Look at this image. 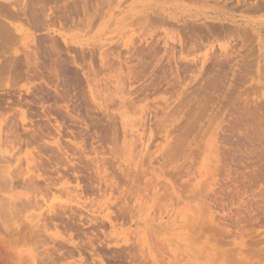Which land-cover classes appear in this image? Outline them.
Instances as JSON below:
<instances>
[{"label":"rangeland","instance_id":"374dc122","mask_svg":"<svg viewBox=\"0 0 264 264\" xmlns=\"http://www.w3.org/2000/svg\"><path fill=\"white\" fill-rule=\"evenodd\" d=\"M258 1L0 0L5 264H264Z\"/></svg>","mask_w":264,"mask_h":264},{"label":"bare ground","instance_id":"6f19581e","mask_svg":"<svg viewBox=\"0 0 264 264\" xmlns=\"http://www.w3.org/2000/svg\"><path fill=\"white\" fill-rule=\"evenodd\" d=\"M123 1H124V0H123ZM258 2H259V4H256L255 7L258 6V9H262V10H264V0H259ZM0 3H1V2H0ZM2 3H3V2H2ZM109 5H110V4H109ZM240 6H241V5H240ZM246 6H247V5H246ZM251 6H252V5H251ZM251 6H249V7H251ZM0 7H1V6H0ZM240 8H241V7H240ZM86 9H87V8H86ZM90 9H91V8H90ZM236 9H237V8H236ZM255 9H257V8H255ZM258 9H257V10H258ZM83 10H84V9H83ZM91 10H92V9H91ZM99 10H100V9H99ZM257 10H256V11H257ZM87 11H88V10H87ZM1 12L4 13V14H6V15H9L10 17H11V16H12V17L14 16V15H11L12 12L8 11V8L6 9L4 6L2 7ZM2 13H1V14H2ZM91 13H93V12H91ZM103 13H104V12H103ZM83 14H85V13H83ZM86 14H87V13H86ZM86 14H85V16L88 15V14H87V15H86ZM80 15H81V14H80ZM23 16H24V15H23ZM95 16H96V15H95ZM82 18H83V16H82ZM157 20H158V19H157ZM77 22H78V21H77ZM158 23H159V22H158ZM0 24H1V23H0ZM80 24H81V23H80ZM192 25H193V24H192ZM192 25H189L190 27L187 25V26L190 28V30H189V29H188V30H189L191 33L194 32L195 34H194V33H192V34H187V37H188V35H191V37L193 38V36L196 35V36H195V40H196V39H198V37H200V36H198V34L196 33V32H197L196 29H195L196 32H195V31H191V29L194 30V27H193L194 25H193V26H192ZM196 25H197L198 27L201 28V31H202V29H203L204 26H205V24H204V26H202V25L199 26L200 24H199V25L196 24ZM213 25H214V24H213ZM215 25H216V24H215ZM206 26H207V25H206ZM209 26H210V24H209ZM219 26H220V25H219ZM222 26H223V25H222ZM191 27H193V28H191ZM202 27H203V28H202ZM228 27H229V26H228ZM186 28H187V27H186ZM218 28H219V27H218ZM222 28H223V27H222ZM0 29H1V28H0ZM183 29H184V28H183ZM214 29H216V28H214ZM220 29H221V28H220ZM1 30H3V29H1ZM1 30H0V31H1ZM227 30H228V29H227ZM227 30H226V31H227ZM232 30H233V29H232ZM4 31H5V30H4ZM185 31H186V30H185ZM204 31H205V32L207 31L208 34H209L208 29H207V30L204 29ZM204 31H203V32H204ZM221 31H223V30H221ZM5 32H6V31H5ZM182 32H183V30H182ZM223 32H224V31H223ZM199 33H200V32H199ZM227 33H228V32H227ZM243 33H244V32H243ZM193 34H194V35H193ZM205 34H206V33H204L203 35H205ZM221 34H222V33H221ZM192 35H193V36H192ZM203 35H201V36H203ZM6 36H7V35H6ZM6 36H5V37H6ZM197 36H198V37H197ZM184 37H185V34H184ZM188 38H190V37H188ZM192 38H191V39H192ZM188 40H189V39H188ZM195 40H194V43H197ZM198 40H201V39H198ZM203 40H205V39H203ZM183 41H184V40H183ZM180 42H182V41H180ZM188 44H191V43L188 41ZM184 45H185V44H184ZM1 46H2V45H1ZM178 46H179V45H178ZM191 46H192V44H191ZM191 46H190V47H191ZM181 47L183 48V44L180 46V48H181ZM196 47H197V46H196ZM156 48H157V47H156ZM186 48H188V45H187ZM186 48H184V49H186ZM140 49H141V48H140ZM142 49H143V48H142ZM153 49H154V48H153ZM188 49H189V48H188ZM147 50H150V49H147ZM165 50H166V47H165ZM137 51H138V50H137ZM154 51H156V50H154ZM168 51H169V50H168ZM158 52H159V50H158ZM150 53H151V52H150ZM153 53H154V52H153ZM168 53H169V52H168ZM109 66H110V65H109ZM38 70H39V69H38ZM44 70H46V69H44ZM55 70H56V69H55ZM40 74H42V73H40ZM55 75H56V74H55ZM51 78H52V77H51ZM42 80H43V79H42ZM53 80H54V77H53ZM37 92H38V91H37ZM43 93H44V92H43ZM66 94H67V93H66ZM34 96H35V95H34ZM62 98H63V97H62ZM55 99H56V98H55ZM43 100H44V99H43ZM47 101H48V100H47ZM21 102H22V101H21ZM42 103H43V102H42ZM23 106H24V105H23ZM31 107H32V106H31ZM51 107H52V106H51ZM28 108H29V106H28ZM57 108H58V107H57ZM49 111H50V110H49ZM45 113H46V112H45ZM68 113H69V112H68ZM49 114H50V113H49ZM65 114H66V113H65ZM47 116H49V115H47ZM110 117H111V116H110ZM70 118H71V117H70ZM111 119H112V118H111ZM52 124H54V123H52ZM110 124H112V123H110ZM47 128H48V127H47ZM112 128H113V127H111V129H112ZM42 131H43V130H42ZM58 131H59V130H58ZM109 131H110V130H109ZM53 132H54V131H53ZM26 133H27V132H26ZM38 133H39V134L33 133V134L29 135L28 137L26 136V138H25L24 140H22V144L33 145V144H30V143H32V142H33V143H34V142L38 143L37 141H39L41 138H43V137H42V133H43V132H42V133H41V132H38ZM21 134H22V133H21ZM16 136H18V135H16ZM43 136H44V134H43ZM54 136H55V135H54ZM11 137H12V136H11ZM23 137H24V136H23ZM44 137H46V135H45ZM55 137H56V136H55ZM185 137H187V136H185ZM16 138H17V137H16ZM53 138H54V137H53ZM47 139H48V138H47ZM73 139H74V138H73ZM75 139H76V138H75ZM13 140H14V139H13ZM16 141H17V140H16ZM98 141H100V140H98ZM178 142H181V141H178ZM62 143H63V142H62ZM182 143H183V142H182ZM41 145H42V144H41ZM56 145H59V144L56 142ZM176 145H178V143H177ZM175 147H176V146H175ZM62 148H63V147H62ZM172 148H173V147H172ZM183 148H184V147H183ZM57 149H58L59 151L62 150L61 148H59V146H57ZM66 149H67V148H66ZM67 150H68V149H67ZM67 150H66V151H67ZM170 150H171V149H170ZM175 150H177V149H175ZM179 150H180V146H179ZM68 151H70V150H68ZM177 151H178V150H177ZM177 151H176V152H177ZM184 151H185V150H184ZM45 152H46V150H45ZM45 152H44V153H45ZM18 153H19V152H18ZM40 153H41V152H40ZM63 153H65V152H63ZM67 153H68V152H67ZM54 154H55V153H54ZM56 154H57V151H56ZM59 154H60V153H59ZM59 154H58V155H59ZM165 154H166V153H165ZM169 154H170V153H169ZM169 154L167 153L168 156H169ZM177 154H179V153H177ZM49 155H50V154H49ZM58 155H56L57 158H61V157H58ZM62 155H63V154H62ZM161 155H162V154H161ZM180 155H181V154H180ZM46 156H47V152H46ZM56 156L53 155V157H56ZM170 156H171V154H170ZM172 156H174V155H172ZM3 157H4V156H3ZM38 157H39V156H38ZM38 157H37V158H38ZM50 157H51V156H50ZM50 157H49V159H50ZM179 157H180V156H179ZM43 158H44V157H43ZM38 159H39V158H38ZM40 159L42 160V158H40ZM53 159H54V158H53ZM61 159H62V158H61ZM69 159H70V157H69ZM54 160L56 161V158H55ZM44 161L47 162V160H44ZM58 161H59V163H61V162L65 161V160L63 159V161L61 160V162H60V159H59ZM58 161H57V162H58ZM5 162H6V161H5ZM57 162H56V164L58 165ZM88 162H89V161H88ZM163 162H164V161H163ZM43 163H44V162H43ZM64 163H65V162H64ZM86 163H87V162H86ZM89 164H90V163H89ZM166 164H167V163H166ZM34 165H35V164H34ZM49 165H50V164H49ZM49 165H48V166H49ZM163 165H164V164H163ZM35 166H36V165H35ZM51 166H52V164H51ZM58 166H60V164H59ZM29 168H30V167H29ZM31 168H32V167H31ZM34 168H35V167H34ZM49 168H51V167L49 166ZM72 168H73V167H72ZM85 168H87V167H85ZM164 168H165V167H164ZM37 169H38V168H37ZM39 169H40V168H39ZM57 169H58V168H57ZM59 169H60V168H59ZM88 169H89V168H88ZM52 170H53V169H52ZM70 170H71V169H70ZM99 170H101V169H99ZM60 171H61V169H60ZM75 171H76V170H75ZM87 171H88V170H87ZM56 172H58V171H56ZM63 173H64V172H63ZM95 173H96V172H95ZM18 174H19V173H18ZM51 174H52V172H51ZM60 174H61V173H60ZM127 174H128V172H127ZM15 175H16V174H15ZM15 175H14V176H15ZM52 175H53V174H52ZM61 175H62V174H61ZM71 175H72V174H71ZM9 176H10V175H9ZM16 176H17V175H16ZM67 176H68V175H67ZM87 176H88V175H87ZM90 176H91V175H90ZM136 176H137V175H136ZM20 177H21V175H20ZM20 177H19V178H20ZM26 177H28V176H26ZM81 177H82V176H81ZM88 177H89V176H88ZM123 177H124V176H123ZM33 178H34V177H33ZM56 178H58V177H56ZM59 178H60V177H59ZM84 178H85V177H84ZM9 179H10V178H9ZM15 179H16V178H15ZM30 179H31V178H30ZM67 179H68V178H67ZM70 179H71V178H70ZM99 179H100V178H99ZM17 180H18V179H17ZM24 180H26V179H24ZM28 180H29V179H28ZM28 180H27V181H28ZM43 180H44V178H43ZM86 180H87V179H86ZM12 181H13V180H12ZM96 181H97V180H96ZM101 181H102V180H101ZM7 182H8V181H7ZM74 182H75V181H74ZM93 182H94V181H93ZM2 183H3V182H2ZM14 183H15V182H14ZM20 183H21V182H20ZM25 183H26V182H25ZM25 183H22V184H24V185H23L24 188H26V186L28 187V186L30 185V184H29V185L26 184V186H25ZM94 183H95V182H94ZM98 183H99V182H98ZM129 183H130V182H129ZM5 184H6V183H5ZM22 184H21V185H22ZM33 184L35 185V184H37V183H36V182L34 183V181H33ZM33 184H32V185H33ZM42 184H43V183H42ZM87 184H88V183H87ZM89 184H90V183H89ZM91 184H92V183H91ZM2 185H3V184H1L0 186H2ZM34 185H33V186H34ZM37 185H38V184H37ZM39 185H40V184H39ZM52 185H53V184H51V183H49V182H48L47 184H45V186L42 185V186L44 187V190H45V191H43L42 188L39 187L37 193H39V189H41L42 191H41V190H40V191H41L42 196L45 195V194L50 190L49 188H51L50 186H52ZM7 186H8V185H7ZM30 186H31V185H30ZM40 186H41V185H40ZM85 186H86V185H85ZM99 186H100V185H99ZM91 187H92V186H91ZM24 188H23V189H24ZM35 188H37L36 185H35ZM93 188H95V186H94ZM16 189H17V188H16ZM27 189H29V188H27ZM27 189H26V190H27ZM30 189H31V188H30ZM61 189H63V188H61ZM91 189H92V188H91ZM91 189H90V190H91ZM99 189H100V188H99ZM27 191H29V190H27ZM34 191H35V190H34ZM58 191H59V190H58ZM42 192H44V193H42ZM45 192H46V193H45ZM59 192H61V190H60ZM85 192H86V191H85ZM93 192H94V191H93ZM31 193H32V192H31ZM35 193H36V191H35ZM37 193H36V194H37ZM101 193H102V192H101ZM101 193H100V194H101ZM29 194H30V193H29ZM65 194H67V192H65ZM170 194H171V193H170ZM37 195H38V194H37ZM39 195H40V194H39ZM48 195H49V194H48ZM30 196H31V195H30ZM30 196H29V197H30ZM35 196H36V195H35ZM42 196H40V197H42ZM29 197H28V198H29ZM196 198H197V197H196ZM8 200H9V199H8ZM36 200H37V199H36ZM39 200H40V199H39ZM39 200H38V201H39ZM44 200H45V199H44ZM197 200H198V199H197ZM27 201H28V199H27ZM29 201H30V200H29ZM29 201H28V203H29ZM34 201H35V200H34ZM34 201H33V202H34ZM31 202H32V200H31ZM31 202H30V203H31ZM36 202H37V201H35V203H36ZM40 202H41V201H40ZM9 203H10V202H9ZM31 204H32V203H31ZM31 204H30V205H31ZM23 206H24V205H23ZM35 206H36V205H35ZM38 207H39V206H38ZM61 207H62V206H61ZM63 207H66V206L63 205ZM203 207H204V206H203ZM67 208H68V207H67ZM120 208H121V207H120ZM2 209H3V207H2ZM69 209H71V208H69ZM69 209H68V210H69ZM207 209H208V208H207ZM5 210H6V209H5ZM62 210H63V209H62ZM120 210H121V209H120ZM19 211H20V210H19ZM56 211H58V210H56ZM116 211H117V210H116ZM202 211H203V210H202ZM59 212H60V211H59ZM65 212H66V210H65ZM68 212H69V211H68ZM72 212H73V211H72ZM79 212H80V211H79ZM117 212L119 213V214H118L119 216H121V217L124 218V216H125L124 213H125V212H122V211H120V212L117 211ZM61 213H62V212H61ZM70 213H71V212H70ZM70 213H69V216L71 215ZM49 214H50V215H49V218H47V219H50L51 221L54 220L53 222H55V217H57V214H59V213H58V212H55L54 210H52ZM62 214H63V213H62ZM116 214H117V213H116ZM203 214H204V213H203ZM59 215H60V214H59ZM72 215H74V214H72ZM72 215H71V216H72ZM45 216H46V215H45ZM60 216H62V215H60ZM115 216H116V215H115ZM119 216H118V217H119ZM62 217H63V216H62ZM57 218H59V216H58ZM73 218H74V217H73ZM114 218H115V217H114ZM125 218H126V217H125ZM47 219H46V220H47ZM59 219H60V218H59ZM63 219H64V217H63ZM50 220H49V221H46V222L48 223V222H50ZM64 220H66V219H64ZM67 220H68V219H67ZM70 220H71V219H70ZM70 220H69V221H70ZM75 221H76V220H75ZM73 222H74V220H73ZM44 223H45V222H44ZM70 223H71V222H70ZM100 223H101V222H100ZM205 223H206V222H205ZM42 224H43V223H42ZM49 224H50V223H48V225H49ZM64 224H66V223H64ZM67 225H70V224H67ZM74 225H76V224H74ZM133 225H134V224H133ZM152 225H153V224H152ZM211 225H213V224H211ZM211 225H210V226H211ZM57 226H58V225H57ZM95 226H96V225H95ZM154 226H155V227H152V228L154 229L153 231H154L157 235H158V234H161V233H162V223H161V221H158ZM67 227H69V226H67ZM67 227H66V229H67ZM74 227H75V226H73V228H71V229H74ZM96 227H97V226H96ZM69 228H70V227H69ZM75 228H77V225H76ZM93 228H94V227H93ZM43 229H44V228H43ZM62 229H63V227H62ZM71 229H69V230H71ZM148 229H149V228H148ZM214 229H215V228H214ZM63 230H65V229H63ZM202 230H203V229H202ZM202 230H201V231H202ZM76 231H78V230L76 229ZM76 231H75V232H76ZM81 231L84 232L83 229H82ZM95 231H96V230H95ZM97 231H98V230H97ZM33 232H35V231L33 230ZM41 232H42V231H41ZM78 232H80V231H78ZM78 232H77V233H78ZM98 232H99V231H98ZM80 233H81V232H80ZM87 233H88V232H87ZM30 234H31V233H30ZM32 234H34V233H32ZM42 234H43V233H41V235H42ZM78 234H79V233H78ZM81 234H82V233H81ZM84 234H85V233H84ZM200 234H201V232H200ZM223 234H224V233H223ZM35 235H36V234H35ZM86 235H87V234H86ZM153 235H154V234H153ZM38 236H39V234H38ZM38 236H37V237L35 236V237H36V240H37V238H39ZM82 236H83V234H82ZM148 236H149V235H148ZM32 237H33V236H32ZM32 237H31V238H32ZM96 237H97V236H96ZM198 237H199V236H198ZM220 237H221V236H220ZM51 238L54 239L53 236H52ZM85 238H86V237H85ZM97 238H98V237H97ZM34 239H35V238H34ZM43 239H44V238H43ZM55 239H56V238H55ZM83 239H84V238H83ZM87 239H88V238H87ZM151 239H153V238L151 237ZM153 240H155V239H153ZM96 241H97V240H96ZM159 241H160V240H159ZM218 241H219V240H218ZM34 242H35V240H34ZM222 242H223V241H222ZM53 243H54V242H53ZM55 243H56V241H55ZM82 243H83V242H82ZM84 243H85V242H84ZM88 243H91V245H92V242L89 241ZM224 243H225V242H224ZM57 244H58V243H57ZM57 244H55V246H56ZM61 244H62V243H61ZM93 244H95V242H94ZM79 245H80V243L78 244V247H81V246H82V245H80V246H79ZM85 245H88V244L85 243L83 246L86 247ZM95 245H96V244H95ZM100 245H101V242H100ZM160 245H161V244H160ZM60 246H61V245H60ZM102 246H103V244H102ZM102 246H101V247H102ZM156 246H157V245H156ZM84 247H83V250H84ZM92 247H93V246H92ZM95 247H96V246H95ZM101 247H100V248H101ZM52 248H53V247H52ZM55 248H56V247H55ZM65 248H66V247H65ZM104 248H105V247H104ZM131 248H133V247H131ZM160 248H161V247H160ZM204 248H205V247H204ZM53 249H54V248H53ZM61 249H64V248L61 247V248H60V252H61ZM67 249H68V248H67ZM67 249H66V251H67ZM86 249H87V248H86ZM88 249H89V248H88ZM96 249H97V248H95V250H96ZM134 249H135V248H134ZM152 249H153V248H152ZM161 249H162V248H161ZM58 250H59V248H58ZM72 250H73V248H72ZM81 250H82V247H81ZM100 250H101V249H100ZM131 250H132V249H131ZM53 251H55V250H53ZM64 251H65V250H64ZM64 251H63V253H66V252H64ZM73 251H74V250H73ZM102 251H103V250H102ZM114 251H115V250H114ZM114 251H112V252H114ZM120 251H123V250H120ZM154 251H156V250H154ZM74 252H76V251H74ZM96 252H97V251H96ZM107 252H109V250H107ZM110 252H111V251H110ZM128 252H129V251H128ZM128 252H127V253H128ZM1 253H2V252H1ZM4 253H5V252H4ZM56 253H57V252H55L54 254H56ZM93 253H94V252H93ZM98 253H99V252H98ZM102 253H103V252H102ZM124 253H125V251H124ZM49 254H50V253H49ZM52 254H53V252H52ZM57 254H58V253H57ZM86 254H88V253H86ZM122 254H123V253H122ZM122 254H121V255H122ZM1 255H6V254H1ZM64 255H66V254H64ZM64 255H63V256H64ZM91 255H92V254H91ZM94 255H95V253H94ZM100 255H101V257H102L103 254H100ZM111 255H112V254H111ZM111 255H110V256H111ZM114 255H115V254H114ZM55 256H56V255H55ZM58 256H59V259L62 258V255H61L60 253L58 254ZM58 256H57V258H58ZM67 256L69 257L68 254H67ZM103 256H105V255H103ZM110 256H109V257L107 256V258H112V257H110ZM116 256H117V255H116ZM118 256H120V254H119ZM124 256H125V254H124ZM129 256H130V255H129ZM7 257H9V256H7ZM224 257H225V256H224ZM88 258H89V257H88ZM121 258H122V257H121ZM130 258H131V256H130ZM130 258H129V260H130ZM46 259H47V258H46ZM66 259H67V258H66ZM66 259H64V260H66ZM137 259H138V258H137ZM153 259H154V258H153ZM3 260H4V259H3V256L0 257V264H5V263L3 262ZM5 260H6V259H5ZM10 260H11V259H10ZM48 260H49V259H48ZM53 260H54V259H51V261H53ZM108 260H109V259H108ZM125 260H126V259H125ZM129 260H128V261H129ZM132 260H133V259H132ZM132 260H131V261H132ZM7 261H8V260H7ZM49 261H50V260H49ZM60 261H62V260H60ZM83 261H84V260H83ZM93 261H94V260H93ZM142 261H143V260H142ZM241 261H242V260H241ZM241 261H240V262H241ZM129 262H130V261H129ZM132 262H133V261H132ZM6 263H7V262H6ZM64 263H68V264H70V263H72V262L69 263L68 261H67V262L64 261ZM73 263H74V262H73ZM85 263H86V262H85ZM113 263H115V262H113ZM140 263H142V262L140 261ZM145 263H146V262H145ZM47 264H48V262H47ZM53 264H58V261H57V262H53ZM75 264H76V263H75ZM94 264H96V263H94ZM98 264H104V263H103L101 260H99V261H98ZM105 264H106V263H105ZM121 264H122V263H121ZM142 264H144V263H142ZM244 264H245V263H244Z\"/></svg>","mask_w":264,"mask_h":264}]
</instances>
